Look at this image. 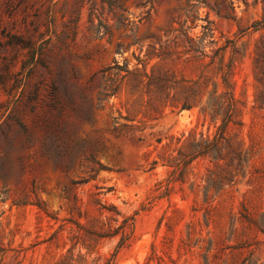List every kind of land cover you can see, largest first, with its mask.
<instances>
[{"label": "rangeland", "instance_id": "1", "mask_svg": "<svg viewBox=\"0 0 264 264\" xmlns=\"http://www.w3.org/2000/svg\"><path fill=\"white\" fill-rule=\"evenodd\" d=\"M256 24L264 26V0H0V264H58L71 247L69 222L99 232L102 205L134 224L127 246L118 237L98 243L90 260L100 264H264V116L253 109L264 29L254 32ZM207 25L227 46L209 70L183 47ZM232 56L238 157L232 168H215L212 156L193 160L159 197L154 185L172 170L154 140L206 134L207 125L198 108L128 111L136 79L107 97L113 72L105 69L161 67L188 80L202 72L221 89L218 69ZM60 138L76 146L62 154Z\"/></svg>", "mask_w": 264, "mask_h": 264}, {"label": "trees", "instance_id": "2", "mask_svg": "<svg viewBox=\"0 0 264 264\" xmlns=\"http://www.w3.org/2000/svg\"><path fill=\"white\" fill-rule=\"evenodd\" d=\"M258 25L252 26L254 32L264 29V26ZM232 43L233 41H226L227 45ZM184 45L185 53L190 54L192 60L199 62V65L207 70L214 65L216 59L218 62L222 60L223 52L227 47L226 45L219 46L215 31L209 25L202 27L199 39L186 38ZM232 50V55H234V47ZM206 60L208 63L203 65ZM234 63L235 59L232 56L227 65L218 69L221 72V89L202 72L196 79L188 80L178 76L170 69L161 67L151 69L150 73L137 70L130 72L127 66L120 67L117 64L105 69L104 72H113L109 79L111 94H108L107 97L115 96L126 78L133 76L136 79L132 95L136 98L128 111L142 113L146 116L161 114L166 109L179 113L198 108L201 126L207 125L206 134L197 132L195 128L178 137L167 135L154 140L156 143L154 151L157 152L158 160L162 166L172 170L169 179L154 185V192L159 193V197L168 192L172 178L176 175L182 178L188 165L199 157L212 156L215 168H223V166L232 168L233 161L239 153L230 144L242 127L240 103L233 95L231 81ZM253 79L255 83L253 109L264 116V34L259 37L254 46ZM134 116L136 117V115ZM211 127L214 131L210 136ZM70 139L60 138L54 142V145L62 154H65L76 146V143ZM163 139L167 140V143L163 144ZM151 146L152 144L147 145V147ZM152 164L155 166L157 161H153ZM96 165L100 170L103 169L101 165L97 163ZM100 215L104 220L101 222L99 232L94 226L88 227L79 221L69 222L71 226L68 229L67 240L71 247L58 264H100V257L93 260H90V257L101 240L118 237L119 248L129 244L133 235L134 217H124L114 206L105 207L104 205L100 207ZM91 225H93V221H91ZM63 227L61 226L60 230L55 232L49 240L57 241ZM82 249L85 250L84 254L81 253ZM75 251L77 252L74 253ZM102 264H112V260L104 259Z\"/></svg>", "mask_w": 264, "mask_h": 264}]
</instances>
